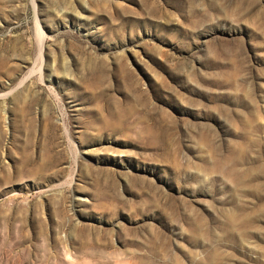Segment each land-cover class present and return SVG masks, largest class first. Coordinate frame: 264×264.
Returning a JSON list of instances; mask_svg holds the SVG:
<instances>
[{"label": "rangeland", "instance_id": "1", "mask_svg": "<svg viewBox=\"0 0 264 264\" xmlns=\"http://www.w3.org/2000/svg\"><path fill=\"white\" fill-rule=\"evenodd\" d=\"M0 264H264V0H0Z\"/></svg>", "mask_w": 264, "mask_h": 264}]
</instances>
